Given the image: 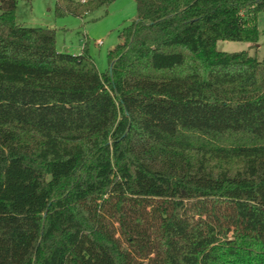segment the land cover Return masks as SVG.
<instances>
[{"label": "trees", "instance_id": "16d2710c", "mask_svg": "<svg viewBox=\"0 0 264 264\" xmlns=\"http://www.w3.org/2000/svg\"><path fill=\"white\" fill-rule=\"evenodd\" d=\"M134 2L99 73L0 0V264H264V0Z\"/></svg>", "mask_w": 264, "mask_h": 264}, {"label": "rangeland", "instance_id": "374dc122", "mask_svg": "<svg viewBox=\"0 0 264 264\" xmlns=\"http://www.w3.org/2000/svg\"><path fill=\"white\" fill-rule=\"evenodd\" d=\"M54 7L55 0H17L15 20L26 27L55 30L57 51L78 55L85 49L99 73L108 67L107 53L118 43L119 30L136 15L134 0H115L81 17L56 18ZM256 26L258 40L254 47L246 42L218 41L216 49L227 53L246 51L251 57L261 59L264 56V11L257 14Z\"/></svg>", "mask_w": 264, "mask_h": 264}, {"label": "built area", "instance_id": "2783aa9c", "mask_svg": "<svg viewBox=\"0 0 264 264\" xmlns=\"http://www.w3.org/2000/svg\"><path fill=\"white\" fill-rule=\"evenodd\" d=\"M80 2H84L85 0H79ZM98 44H101V42L99 41Z\"/></svg>", "mask_w": 264, "mask_h": 264}]
</instances>
